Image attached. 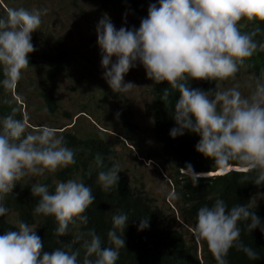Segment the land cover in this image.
Instances as JSON below:
<instances>
[{"label": "clouds", "instance_id": "obj_1", "mask_svg": "<svg viewBox=\"0 0 264 264\" xmlns=\"http://www.w3.org/2000/svg\"><path fill=\"white\" fill-rule=\"evenodd\" d=\"M46 12V8L9 7L0 15V87L5 90L14 89L28 67V54L34 51L31 33ZM242 19L264 22V0H156L149 4L138 28L117 29L107 15L102 16L95 26L96 43L102 76L113 92L125 93L136 86L125 82L124 76L139 62L153 84L167 81L178 91L172 108L175 126L169 136L175 138L186 131L198 135L195 150L212 158L220 174L236 160L245 172H255L253 183L259 186L264 185V71L252 78L254 85H248L247 96L239 85L214 91L188 87L190 79H234L246 58L258 48L264 50V40L255 39L261 34L260 27L241 31L238 22ZM28 127L26 117H0V202L12 195L17 183L23 181V186L31 177L75 163L73 150L57 128L40 125L27 131ZM96 164L103 167L100 156ZM182 169L190 173L194 184L203 174L193 172L191 165ZM119 171L113 163L97 173L102 190L117 184ZM30 194L38 197L33 213L55 219L53 232L62 246L43 251L36 228L18 220L14 230L0 233V264H116L119 250L125 248L126 213L112 215L108 245L103 248L94 229L79 232L71 243H64L59 238L70 234V225L88 223L86 209L95 200L90 186L70 178L49 191L47 184L34 182ZM7 212L0 203V217ZM239 222H247L246 231L259 228L264 233V224L247 204L229 207L217 199L197 210L195 235L207 242L217 264H228V250L233 247L249 259L256 258V252L240 240ZM147 226L142 219L138 230ZM76 243L79 247L74 249Z\"/></svg>", "mask_w": 264, "mask_h": 264}, {"label": "trees", "instance_id": "obj_2", "mask_svg": "<svg viewBox=\"0 0 264 264\" xmlns=\"http://www.w3.org/2000/svg\"><path fill=\"white\" fill-rule=\"evenodd\" d=\"M104 1L105 4L113 2V0ZM128 2L132 11L144 18L147 16L149 4L155 3L156 0H128ZM3 14L5 12L0 10V15ZM256 26L261 29V34L255 37L259 42L264 40V22L254 21L252 25L242 28L241 31H251ZM28 58L29 65L26 69L44 65L50 80L57 79L73 63L71 53L63 46H60L52 54L37 56L33 51L28 54ZM245 66L255 72L257 76L261 71H264V50L258 48L252 56L246 58L235 76H240ZM0 79H3L2 72H0ZM195 80L200 89L205 91H214L221 81ZM6 91L0 87V117L14 114L16 119L24 118L22 106L19 107L14 99L9 101ZM152 92L153 102L150 111L156 141L162 152L160 163L162 168L172 171L170 177L175 190V198L180 203L177 209L183 223L188 224L195 231L197 210L202 205L211 206L215 200L223 199L229 207L234 204H247L264 224V208H253L252 206L254 198L264 194V185L258 186L253 183L255 172H245L241 169L238 161L232 160L229 162L231 168L220 174L214 166L212 158L195 150L194 146L199 140L198 135L186 131L183 135L171 138L169 131L175 126L172 119V108L179 95L178 91L172 88L167 81H164L155 84ZM41 97L48 112L56 114L59 104L54 95L42 92ZM62 136L66 146L74 152L75 163L63 168L57 175V180L65 181L72 179L74 175H79L80 180L90 186L95 200L86 209L87 225H70V234L60 237L61 241L71 243L74 235L94 229L104 243L101 245L103 248L108 245L107 231L111 227L112 215L124 212L129 217L123 233L125 248L119 250L116 264H201L197 242L194 239L188 240L186 234L178 230L177 227L166 226L163 220L164 214L160 211L157 201L151 198L144 189L133 187L128 183L121 171L118 172L117 184L107 191L102 190L97 182V173L107 170L113 163L117 164L115 149L95 137L80 138L70 132H66ZM97 156L102 158V168L96 164ZM187 165H191L193 172L203 173L196 184L193 183L190 173L186 169H182ZM48 186L49 191L54 189V187ZM37 200L38 197L31 196L30 190L19 191L13 188L12 195L8 194L0 203H3L8 211L15 212L19 220L33 227L37 226L36 234L44 244L43 251H51L62 246L57 242V237L53 232L56 221L52 216L45 217L33 213ZM142 219L147 220L148 226L143 230H138ZM246 223L239 222L240 240L256 252V258L249 259L243 251H238L233 247L228 250L226 257L228 264H264V233L259 228L251 232L246 231ZM15 228L7 222L6 215L0 217V233ZM199 241L202 245L204 264H217L207 242L201 238ZM72 246L75 249L79 247V244L76 243ZM82 257L83 250L81 249L79 258L82 259Z\"/></svg>", "mask_w": 264, "mask_h": 264}, {"label": "rangeland", "instance_id": "obj_3", "mask_svg": "<svg viewBox=\"0 0 264 264\" xmlns=\"http://www.w3.org/2000/svg\"><path fill=\"white\" fill-rule=\"evenodd\" d=\"M9 7L46 8L39 28L31 33L34 55L52 54L63 46L73 59L72 66L55 80L48 78L44 65L23 69L15 88L6 91L9 101L14 99L19 107L22 106L29 125L27 131L49 125L57 128L60 135L70 132L80 138L95 137L105 141L117 151V165L128 183L144 189L157 201L166 226L177 227L188 240L197 242L198 257L204 264L199 238L179 215L177 207L180 203L175 198L170 177L172 171L161 167L162 152L156 141L150 111L155 84L146 77L139 62L124 76L125 82L136 85L125 93L113 92L102 76L96 43L97 21L107 15L117 29L121 26L127 29L138 28L141 17L132 11L128 0H113L108 4L104 0H0L1 11L5 12ZM253 22L242 19L239 27H248ZM254 76L256 73L245 66L240 76L221 80L216 88L239 85L242 94L247 96L250 92L248 85H254ZM189 87L200 89L195 79L189 80ZM42 92L54 95L59 104L56 114L48 112ZM62 170L31 177L30 183L21 186V181L14 189L30 190V184L34 182L54 187L60 182L57 175ZM77 178L80 179L79 175L72 177ZM252 206L264 208V194L256 196ZM5 215L7 222L16 227L18 215L11 210ZM35 228L36 231L38 227Z\"/></svg>", "mask_w": 264, "mask_h": 264}]
</instances>
